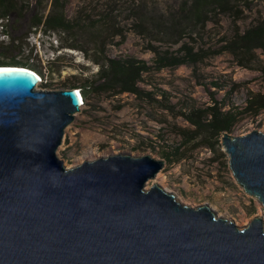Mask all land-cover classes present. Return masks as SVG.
<instances>
[{"label": "water", "instance_id": "95a60500", "mask_svg": "<svg viewBox=\"0 0 264 264\" xmlns=\"http://www.w3.org/2000/svg\"><path fill=\"white\" fill-rule=\"evenodd\" d=\"M40 80L0 65V264H264V217L239 227L147 189L164 160L120 153L67 167L58 149L84 98ZM222 144L264 212V133L225 132Z\"/></svg>", "mask_w": 264, "mask_h": 264}, {"label": "rangeland", "instance_id": "374dc122", "mask_svg": "<svg viewBox=\"0 0 264 264\" xmlns=\"http://www.w3.org/2000/svg\"><path fill=\"white\" fill-rule=\"evenodd\" d=\"M64 1L67 18L80 26L70 36L60 32L43 37L39 32L35 34V16L48 15L52 0H30L24 17H9L6 25L0 26V60L26 61L32 55L31 61L38 59L46 66L55 59L61 68L60 73L48 75L38 89H70L71 85L79 87L89 79L95 80L99 68L94 60L105 57H134L155 66L150 39L140 36L134 27L133 9L146 3L152 12L169 13L182 0ZM238 5L240 15H220V25L214 19L204 36H196L191 43L211 52L237 26L244 30L260 15L264 16V0H239ZM111 25L124 34V43L120 44L121 37L113 38ZM93 34H99L100 39L91 38ZM67 43L81 46L88 54L61 47ZM158 44L170 49L169 44ZM258 54L262 62L250 63L248 68L240 66L230 53L211 56L195 66L181 65L162 71L153 68L144 74L139 85L150 97L118 94L116 89L92 94L67 127L59 157L67 167H74L85 160L120 153L152 155L164 160L165 167L150 180L149 189L157 183L176 194L183 204L209 205L220 217L234 220L239 227L247 226L254 218L264 217L261 202L247 194L234 177L222 144L223 135L217 150L201 144L202 138L191 140L195 126L183 113L211 106L212 92L223 103L224 111L242 112L231 135L243 136L255 130L264 133V110L258 114L246 111L250 92L264 94V74L257 67L264 64V54Z\"/></svg>", "mask_w": 264, "mask_h": 264}, {"label": "trees", "instance_id": "16d2710c", "mask_svg": "<svg viewBox=\"0 0 264 264\" xmlns=\"http://www.w3.org/2000/svg\"><path fill=\"white\" fill-rule=\"evenodd\" d=\"M24 1L0 0V26H5V21L9 17H24L30 5V0L25 4ZM238 2L239 0H182L178 8L171 10L169 13L161 14L152 12L146 3H140L133 9L134 27L140 36L150 39L149 50L155 55V66L134 57L127 59L110 57H105L104 60L95 59L94 61L99 68L96 75L97 79H89L79 87L71 85V88L81 90L84 103L90 99L92 94H101L115 89L118 94L133 93L138 97H150L151 94L144 92L139 85L143 81L144 74L151 72L153 68L162 71L167 68H177L181 65L195 66L211 56L223 53L233 55L239 65L245 68L251 67L250 63L262 62L258 54L259 51L264 54V16L262 15L244 30L237 26L230 36L223 38V44L211 52L210 50L197 49L196 45L191 43V41H195L196 36H204V32L214 19L220 25V15L228 14L234 17L236 14L240 15L242 10L239 8ZM65 9L66 1L52 0L48 15L35 16V21L32 23L35 34L39 32L40 37H43L44 34L52 35L55 32H60L70 36L74 29L80 28L67 18ZM109 28L110 30L113 28V38L121 37L120 44L124 43L126 39L124 34L116 31L113 25ZM91 38L100 39V36L99 34H93ZM158 43L169 44L170 49L165 50ZM61 47L81 50L88 54L87 50L74 43L62 44ZM175 47L179 48L174 50ZM56 48L59 49V47ZM32 59L34 58L31 55L26 61L15 59L9 62L0 60V64L29 68L35 71L42 80L48 78V75L61 72V68L57 66L55 59L48 61L46 66L38 59L37 61L36 59L31 61ZM261 65L257 67L264 74V64ZM211 94L213 100L211 106L193 109L184 112L183 115L188 122L195 126L190 139L202 138L201 144L204 143L211 149L217 150L221 145V136L225 132L230 133L232 131L242 112L237 109L224 111L223 103L218 101L212 92ZM262 110H264V94L250 92L246 111L258 114Z\"/></svg>", "mask_w": 264, "mask_h": 264}, {"label": "bare ground", "instance_id": "6f19581e", "mask_svg": "<svg viewBox=\"0 0 264 264\" xmlns=\"http://www.w3.org/2000/svg\"><path fill=\"white\" fill-rule=\"evenodd\" d=\"M40 81H41V80H40ZM39 83H40V82H39ZM39 83H38V84H39ZM152 181H153V180H152ZM152 181H149V182L147 183V185H146V188H147V189H149V187H148V186H150V185H151V182H152ZM216 208H217V207H216Z\"/></svg>", "mask_w": 264, "mask_h": 264}, {"label": "built area", "instance_id": "2783aa9c", "mask_svg": "<svg viewBox=\"0 0 264 264\" xmlns=\"http://www.w3.org/2000/svg\"><path fill=\"white\" fill-rule=\"evenodd\" d=\"M43 82V80L41 79V81H40V83L38 84V87H39V85L41 84ZM79 93H81V90H77ZM83 104H84V102L82 103V105L81 106H83Z\"/></svg>", "mask_w": 264, "mask_h": 264}, {"label": "clouds", "instance_id": "9594fccd", "mask_svg": "<svg viewBox=\"0 0 264 264\" xmlns=\"http://www.w3.org/2000/svg\"><path fill=\"white\" fill-rule=\"evenodd\" d=\"M41 79H42V78H41ZM81 98H82V96H81ZM82 101H83V99H82ZM83 102H84V101H83ZM83 102H82V103H83Z\"/></svg>", "mask_w": 264, "mask_h": 264}]
</instances>
